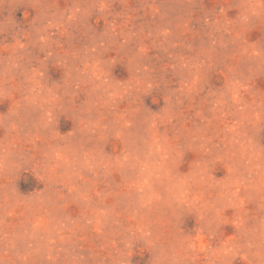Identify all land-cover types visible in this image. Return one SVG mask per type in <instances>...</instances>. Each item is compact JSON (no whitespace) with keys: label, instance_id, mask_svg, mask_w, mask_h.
I'll return each mask as SVG.
<instances>
[{"label":"rangeland","instance_id":"374dc122","mask_svg":"<svg viewBox=\"0 0 264 264\" xmlns=\"http://www.w3.org/2000/svg\"><path fill=\"white\" fill-rule=\"evenodd\" d=\"M0 264H264V0H0Z\"/></svg>","mask_w":264,"mask_h":264}]
</instances>
